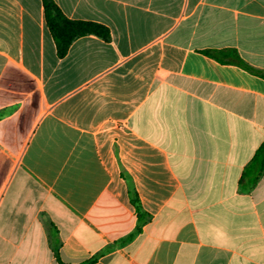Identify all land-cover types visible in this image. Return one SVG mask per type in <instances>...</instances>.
Listing matches in <instances>:
<instances>
[{
  "label": "crops",
  "instance_id": "crops-1",
  "mask_svg": "<svg viewBox=\"0 0 264 264\" xmlns=\"http://www.w3.org/2000/svg\"><path fill=\"white\" fill-rule=\"evenodd\" d=\"M53 1L111 38L0 0V264H264V79L203 54L264 73V0Z\"/></svg>",
  "mask_w": 264,
  "mask_h": 264
},
{
  "label": "trees",
  "instance_id": "trees-1",
  "mask_svg": "<svg viewBox=\"0 0 264 264\" xmlns=\"http://www.w3.org/2000/svg\"><path fill=\"white\" fill-rule=\"evenodd\" d=\"M42 2L44 6L46 25L56 43L57 54L59 58H64L68 53L72 43L81 37L95 36L105 41L110 40V31L105 26L93 22L69 20L61 12L59 7L55 4L53 0H42ZM203 54L224 64H236L250 72L256 73L264 79V73L253 71V69L241 59L238 52L234 49L208 50L204 51ZM255 161L260 165L261 176L264 173V143L262 144L261 148L257 151L255 155ZM123 177L128 181L125 176ZM129 186L130 199L132 205L136 210L138 222L134 232L128 237H126L122 242L132 240L136 235L140 234L142 231V227L147 222V215L141 206L139 196L136 190L132 187L131 183H129ZM55 253L58 260V264H64L60 260L59 249L56 248ZM93 261H95V259L83 264H88Z\"/></svg>",
  "mask_w": 264,
  "mask_h": 264
}]
</instances>
